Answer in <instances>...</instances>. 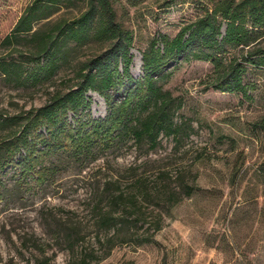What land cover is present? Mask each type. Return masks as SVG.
<instances>
[{
    "label": "rangeland",
    "instance_id": "obj_1",
    "mask_svg": "<svg viewBox=\"0 0 264 264\" xmlns=\"http://www.w3.org/2000/svg\"><path fill=\"white\" fill-rule=\"evenodd\" d=\"M33 1L0 0V59L32 51L27 41L11 46L4 41ZM111 1L117 21L134 36L130 73L135 81L144 77L143 54L154 40L164 35L173 39L203 14V7L213 5V0ZM81 11V6L62 9L42 24L73 19ZM107 48L91 44L77 49L67 67L37 87L18 88L0 77V121L24 119L57 93L76 89L86 61ZM213 76L212 65L202 61L180 60L162 72L159 85L176 99V108L181 106L175 122L190 126L180 148L161 135L156 151L136 147L129 139L112 149L98 145L95 159L83 164L62 153L51 154L43 158V165L55 163L58 171L45 181L32 174L34 169L26 172L28 165L20 156L0 166V264H73V256L55 234L60 227L81 232L77 251L87 248L103 256L94 208L104 199L106 183L117 178L123 183L119 189L128 193L132 187L128 178L136 171L146 173L152 182L163 172L173 182L181 172L195 192L191 197L181 195L171 207L152 200L146 213L151 225L157 219L161 229H150L147 223L138 236L153 242L117 246L99 264H264V67H251L245 75L252 100L215 90ZM123 92L110 94L119 104ZM86 98L89 109L83 119L104 122L110 115L109 102L93 91ZM20 122L0 130V144L22 129ZM67 123L74 130L73 114H68ZM130 168L138 170L130 174Z\"/></svg>",
    "mask_w": 264,
    "mask_h": 264
},
{
    "label": "trees",
    "instance_id": "obj_2",
    "mask_svg": "<svg viewBox=\"0 0 264 264\" xmlns=\"http://www.w3.org/2000/svg\"><path fill=\"white\" fill-rule=\"evenodd\" d=\"M212 4L211 8L203 7V14L173 39L164 35L160 41L154 40L143 54L144 77L135 81L130 73L134 36L117 21L111 0H34L4 41L5 46L27 41L33 49L17 58H1L0 77L18 88L37 87L49 83L67 67L77 49L91 44L108 48L86 61L79 71L76 89L57 93L24 119L17 116L0 121V130H10L21 120L24 122L20 131L0 144V166L20 156L22 164L28 165L26 172L34 169L32 174L45 181L58 171L55 163L43 165V158L51 154L62 153L83 164L95 159L93 153L98 145L112 149L129 139L136 147L145 145L156 151L161 146V135L171 138L180 148L189 137L190 126L175 122L181 106L176 108V99L159 85L164 69L180 60L210 63L215 90L252 100L244 78L249 68L264 67V0H213ZM80 6L83 11L73 19L42 24L62 9ZM121 89L125 98L118 104L110 93ZM89 91L105 97L110 104V115L104 122L82 117L89 109ZM69 113L76 118L74 130L68 128ZM136 170L130 168L128 172ZM136 172L128 178L132 182L128 193L119 189L123 184L119 178L106 183L103 200L108 201V206L103 207V200H99L94 208L96 240L106 252L103 256H95L87 248L77 251L81 232L75 228L60 227L55 231L73 256V264H99L117 246L152 243L151 238L140 241L138 236L147 223L150 229H161L157 219L151 225L145 207L152 206V200L171 207L181 195L191 197L195 192L181 172L176 176L178 181L173 182L167 172L160 173L153 182L146 173Z\"/></svg>",
    "mask_w": 264,
    "mask_h": 264
}]
</instances>
